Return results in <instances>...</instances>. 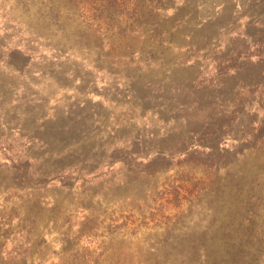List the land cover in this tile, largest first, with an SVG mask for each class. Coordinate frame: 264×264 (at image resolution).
<instances>
[{
  "label": "rangeland",
  "instance_id": "374dc122",
  "mask_svg": "<svg viewBox=\"0 0 264 264\" xmlns=\"http://www.w3.org/2000/svg\"><path fill=\"white\" fill-rule=\"evenodd\" d=\"M0 264H264V0H0Z\"/></svg>",
  "mask_w": 264,
  "mask_h": 264
}]
</instances>
